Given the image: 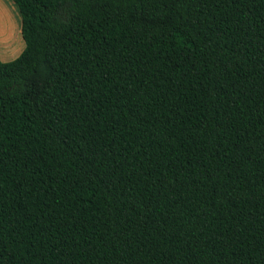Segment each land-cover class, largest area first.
<instances>
[{"label": "trees", "instance_id": "16d2710c", "mask_svg": "<svg viewBox=\"0 0 264 264\" xmlns=\"http://www.w3.org/2000/svg\"><path fill=\"white\" fill-rule=\"evenodd\" d=\"M0 264H264V0H13Z\"/></svg>", "mask_w": 264, "mask_h": 264}, {"label": "crops", "instance_id": "0c3cea01", "mask_svg": "<svg viewBox=\"0 0 264 264\" xmlns=\"http://www.w3.org/2000/svg\"><path fill=\"white\" fill-rule=\"evenodd\" d=\"M23 20L13 0H0V60L11 62L25 50Z\"/></svg>", "mask_w": 264, "mask_h": 264}]
</instances>
